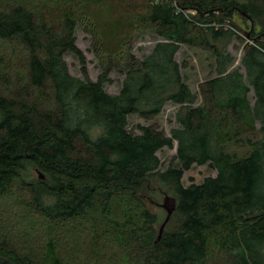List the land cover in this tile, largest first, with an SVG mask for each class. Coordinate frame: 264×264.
<instances>
[{
  "label": "trees",
  "instance_id": "trees-1",
  "mask_svg": "<svg viewBox=\"0 0 264 264\" xmlns=\"http://www.w3.org/2000/svg\"><path fill=\"white\" fill-rule=\"evenodd\" d=\"M113 4L158 42L143 59L113 50L95 81L77 31L97 38L90 6ZM182 46L214 60L199 91ZM170 103L171 136L155 122ZM132 116L152 123L136 133ZM175 142L164 168L158 152ZM205 165L217 175L186 186ZM157 194L177 201L160 240ZM9 199L27 222L0 218V264H264V0H0L2 211Z\"/></svg>",
  "mask_w": 264,
  "mask_h": 264
},
{
  "label": "rangeland",
  "instance_id": "rangeland-1",
  "mask_svg": "<svg viewBox=\"0 0 264 264\" xmlns=\"http://www.w3.org/2000/svg\"><path fill=\"white\" fill-rule=\"evenodd\" d=\"M14 0H4L5 4H8ZM99 6L91 5V11L96 13L92 15L93 20H89L92 24L91 30L95 31L97 38L94 37L93 33L86 31L84 27H79L77 31V45L83 51L84 55L87 58V68L91 79L97 80L99 75L103 71V61L108 58V55L114 54L125 55V51L128 47L131 46L132 53H134L137 58L143 59L145 55L151 53L152 49L158 42V39L152 36L150 33H144L141 26H134L129 29V22L126 21L129 19L128 13L124 6H119L118 4L110 5L105 9L98 8ZM195 14V12H192ZM127 17V18H125ZM235 22H237L242 27L247 28V25L244 23L243 19L239 15L234 16ZM96 26V27H95ZM98 26V27H97ZM97 28L99 29L97 30ZM102 28V30H101ZM123 28V29H122ZM257 31L261 30L260 26H256ZM101 43V45H100ZM238 42L234 41L229 46V49L235 56H237V61L234 67L241 66V59L243 55L242 48L237 50ZM124 52V53H123ZM121 56V55H120ZM116 56L117 60L121 57ZM70 72L78 77H82L81 63L73 55L68 54L66 56ZM177 60L181 64H187V68L183 69V74L185 75L187 82L194 91H199L200 84L207 80L212 72L213 59L210 54L197 49L190 48L187 46H182L181 50L177 54ZM244 72V69L241 70ZM112 82L106 85V90L110 94H118L122 88V81L124 76L119 73H112L111 75ZM179 106H176L172 103L166 105L162 114L155 120L161 129L171 136L172 129L177 126L175 115ZM152 122H146L141 119L139 116H132L130 118L129 129H133L136 133H140L138 125H148ZM232 149H237L232 147ZM237 151H240L237 149ZM177 155V142H175V147L173 149L165 148L164 150L158 152V156L161 158L164 168H167L174 160ZM217 171L211 168L209 165L205 166H196L192 170L185 173L184 184L186 186L191 185L192 183L201 184L207 177L216 176ZM157 201L163 203L165 200V195H155ZM152 209L158 213L161 217V220L165 219L167 213L165 209L161 206L152 204ZM5 211L1 210L0 207V218L2 222L9 223L8 225L10 230H15L19 228V225L25 224V217L20 216L15 221V208L16 204L14 199H9L3 202ZM27 222V220H26ZM33 223H37L33 221Z\"/></svg>",
  "mask_w": 264,
  "mask_h": 264
},
{
  "label": "water",
  "instance_id": "water-1",
  "mask_svg": "<svg viewBox=\"0 0 264 264\" xmlns=\"http://www.w3.org/2000/svg\"><path fill=\"white\" fill-rule=\"evenodd\" d=\"M41 178H44V175H40ZM161 206L163 208H165L168 212V215H167V218L165 220V222L163 223L161 229H160V234H159V237H158V240H160L164 234V230H165V227L167 225V223L169 222L172 214L175 212L176 210V207H177V201L175 198L173 197H170V196H166L165 197V200L164 202L161 204Z\"/></svg>",
  "mask_w": 264,
  "mask_h": 264
}]
</instances>
